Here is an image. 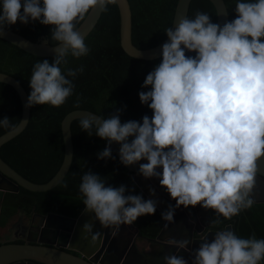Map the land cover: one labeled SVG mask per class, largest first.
<instances>
[{"label":"clouds","instance_id":"clouds-1","mask_svg":"<svg viewBox=\"0 0 264 264\" xmlns=\"http://www.w3.org/2000/svg\"><path fill=\"white\" fill-rule=\"evenodd\" d=\"M116 3L0 0V35L18 21L25 25L38 21L52 26L50 39L59 45L54 47L51 63L45 59L32 65L26 107L58 108L73 95V79L83 73L84 66L62 71L61 65L68 64L69 56L79 59L90 52L77 23L90 10L106 12L108 5ZM234 11L236 18L223 25L213 23L208 13L198 10L193 18L185 15L174 29L164 30L167 42L161 46L160 62L141 85L149 90L138 92L141 105L152 111L151 118L144 115L140 121L121 123V109L107 118H80L82 131L92 136L95 129L94 135L107 142L97 159H115L110 145L116 143L123 166L147 161L139 163L137 174L157 178L175 200V205L161 213L165 227L173 222L180 206L212 210L216 218L211 224L215 227L255 203L253 189L259 162L264 158V0H237ZM73 107H80L79 97ZM0 127H10V120L0 119ZM131 191L123 184L106 186L103 177L85 171L79 184L82 211L94 214L93 222L98 221L101 228L111 229L116 236L121 225H132L138 217L156 212L157 199H144ZM155 195V189L150 188L149 196ZM93 226L85 222L82 231L94 242L101 233L93 234ZM200 241L191 254L192 264L264 261V239L255 233L241 238L234 230L221 228L214 232L211 242L207 235ZM191 242L173 239L169 244L187 249ZM161 259L164 264H187L175 253Z\"/></svg>","mask_w":264,"mask_h":264},{"label":"trees","instance_id":"trees-1","mask_svg":"<svg viewBox=\"0 0 264 264\" xmlns=\"http://www.w3.org/2000/svg\"><path fill=\"white\" fill-rule=\"evenodd\" d=\"M222 1L228 21L235 19L234 8L237 0ZM127 2L131 14L132 45L137 49H148L162 41L166 37L164 30L170 27L176 0ZM198 10L208 13L211 21L215 23V12L210 2L191 0L187 16L193 18ZM51 27L38 21L26 25L18 21L6 30L29 41L37 42L43 39L45 42L49 41L48 45L54 46L57 42L50 39ZM85 43L90 48L87 56L79 59L69 56L68 64L61 65L62 71L84 66L83 73L73 79V95L58 108L50 105H35L29 108L24 129L0 146V159L31 183L47 182L59 168L63 154L60 121L68 112L86 110L107 118L117 109H121V123L129 120L140 121L144 115L149 118L152 116V111L146 105H141L138 92L149 90L142 89L141 85L146 75L160 62V58L152 61L136 60L121 51L118 45V15L115 5H108V10L101 12L96 25L85 38ZM53 58L54 56L42 58L29 55L0 39V72L13 77L24 89L27 97L31 91L29 79L32 65L45 59L51 63ZM78 97L80 107L75 108L73 105ZM5 117L10 120V127H0V135L14 128L20 118L17 94L10 86L0 83V119ZM69 128L72 157L64 178L55 187L44 192H30L18 187L15 193H5L2 200L1 225L14 213L23 216L55 213L75 218L84 207L79 195V184L85 171L103 177L106 186L117 187L123 184L132 189L131 194H142L131 182L130 173L113 153L115 159H97V153L104 149L106 141L94 135L95 129L92 130L93 135L89 136L81 130L80 119L73 120ZM65 183L66 188L63 186ZM142 196L146 199L143 194ZM205 212L211 223V220L216 218L215 213L212 210ZM221 219L223 220L222 217ZM161 221V216L156 210L152 215L138 217L132 225L142 237L152 238L157 234ZM225 226H230L241 238H248L255 233L258 239H264V203H254L250 209L241 211L231 220H223L222 224L215 227L211 224L208 229L218 231ZM261 264H264V261H261Z\"/></svg>","mask_w":264,"mask_h":264},{"label":"water","instance_id":"water-1","mask_svg":"<svg viewBox=\"0 0 264 264\" xmlns=\"http://www.w3.org/2000/svg\"><path fill=\"white\" fill-rule=\"evenodd\" d=\"M190 1L191 0H176L170 27L174 29L179 20L187 15ZM207 1L210 2L214 9L215 23L223 25L228 21V17L225 14L226 8L222 0ZM115 6L118 15V45L121 51L126 56L136 60L152 61L160 58V49L163 43L167 42V37L151 48L137 49L131 43V14L127 0H117ZM100 14L101 11L98 8L90 10L85 16V19L77 26V31L84 39L96 25ZM0 39L29 55L42 58L53 57L55 55L54 47H59V45H48L43 39L37 42L29 41L21 35L6 29L4 30V34L0 35ZM0 83L10 86L15 91L20 104L19 121L14 128L0 135L1 146L24 129L28 121L29 108L26 107L27 95L24 89L13 77L0 72ZM89 115L96 114L86 110H73L65 114L61 119L60 134L63 150L62 161L55 174L43 184H35L25 180L0 159V206L3 200V194L15 193L18 187L30 192H44L55 187L64 178L69 169L72 157L70 123L75 119L84 118ZM110 148L119 161V145L113 143L110 145ZM140 163H147V161L142 160ZM123 167L130 173L129 178L131 182L146 199L158 200L156 210L160 216L169 205H175V200L171 199L165 189L159 185V180L157 178L145 179L137 174L139 163ZM259 169L257 178L264 181V158L259 162ZM157 171H160V169H157ZM150 188L155 189V197L149 196ZM255 203L258 202L255 201ZM259 203H264V200ZM82 210L75 218L65 217L55 213H47L41 217L44 220L43 227H52V233H50V235L55 234L56 230L59 228L63 229V239L59 236L60 240L62 239V243L59 242L58 238H56V242L43 240L41 233L37 239L29 238L31 233H27L26 231L25 243H13V241H16L14 239L6 241L0 240V264H24V262L36 264H129L128 257L131 262L132 256H134L135 261L133 260L131 264L137 261H142V264H164L161 258L173 253L183 256L187 264H192L191 254L198 249L201 243V237L207 235L209 242H211L214 237V232L212 231L202 235V230L198 229L196 226L193 229L181 223L179 219L186 220V213L182 207H179L175 210L173 222L168 224L167 227H165L166 222L163 220L161 221V226L154 238L142 237L132 225H126L133 233L128 240L129 242L126 241L124 243L120 251V256H118L114 262L111 252L114 250L112 242L116 236L111 234V229L101 228L98 221L93 222L92 215L94 214H84ZM85 222L96 223V232L101 233V236L94 242L90 235L85 238V234L82 231V226ZM224 228L230 230V226H225ZM65 232H68V236ZM94 233L95 231L93 230V234ZM185 238L192 241L187 246V249H179L169 244L170 240L174 239L180 241ZM136 240H146L147 243H149L148 254H142V252L137 250ZM62 250L68 252L73 251L76 252L77 255L75 256ZM101 254L105 255L104 257L107 260L104 261L105 263L98 259L99 256L103 258Z\"/></svg>","mask_w":264,"mask_h":264},{"label":"flooded vegetation","instance_id":"flooded-vegetation-1","mask_svg":"<svg viewBox=\"0 0 264 264\" xmlns=\"http://www.w3.org/2000/svg\"><path fill=\"white\" fill-rule=\"evenodd\" d=\"M256 179H257V184L253 189V199L259 203L260 201L264 200V181L258 178ZM2 204H3V201L1 202V206H0V221L2 219V215H1ZM180 207H182V209L185 210V213H186V220L179 219L181 223H184L187 227H190V228L192 227L193 229L196 226L198 229L202 230L201 231L202 235L210 231L215 232L213 230L208 229L211 223H210L209 217L206 214L205 210H204V215H203L202 213H200V210L197 208V206L196 207L189 206L190 209L184 208L183 206H180ZM14 214L11 215L10 218L5 220L3 225H0L2 226L0 227V240L1 241L14 239L16 241H13V243H25L26 236H23V235L25 233V226H26L27 227L26 232L31 233V236L29 238L37 239L39 234L41 233L42 234L41 237L43 240L56 242V238H58L59 242L62 243L63 232H64L63 229L59 228L58 230H56L55 234L50 235V233H52L51 232L52 227L51 226L47 228L45 226L43 227L44 220L41 218L42 215L36 216L34 214H31L30 216H23V215L17 214L16 219L14 220V222H12L11 218H13ZM96 229H97V225L96 223H94L93 230L96 232ZM65 233H67V236H68V232H65ZM132 233L133 231L129 227H127L126 225H121L118 235H116V237L113 239V242H112L114 246V250H112L111 252L113 260L117 259L118 256H120V253H121L120 251L124 243L126 241L129 242L128 240ZM59 236L62 237L61 240ZM139 244H142V247L145 250H141L143 248L140 249ZM149 246L150 245L149 243H147L146 240H136L137 250H139V252H142V254H148L147 249L149 248ZM62 251H65V250H62ZM65 252H68V251H65ZM68 253L75 255V256L77 255V253L73 251H69ZM101 255L103 256V258H100L99 256L98 259H100V261L102 262L107 261L106 258L104 257L105 255L103 254ZM129 259L130 258L128 257L129 264H131V262L134 260V256H132L131 262ZM24 264H36V263L24 262Z\"/></svg>","mask_w":264,"mask_h":264},{"label":"rangeland","instance_id":"rangeland-1","mask_svg":"<svg viewBox=\"0 0 264 264\" xmlns=\"http://www.w3.org/2000/svg\"><path fill=\"white\" fill-rule=\"evenodd\" d=\"M197 208L200 210V213H202V214L204 215V209L201 208L199 205H197ZM16 216H17V214H15V215L13 216V218H11V221H12V222H14V220L16 219ZM141 248H143V247H141ZM141 250H142V249H141Z\"/></svg>","mask_w":264,"mask_h":264},{"label":"crops","instance_id":"crops-1","mask_svg":"<svg viewBox=\"0 0 264 264\" xmlns=\"http://www.w3.org/2000/svg\"><path fill=\"white\" fill-rule=\"evenodd\" d=\"M141 247H142V244H139L140 249H141ZM142 250H145V249L143 248ZM147 252L149 253V248L147 249ZM147 252H145V253H147ZM114 262H115V260H114ZM133 264H142V263L137 261V262H133Z\"/></svg>","mask_w":264,"mask_h":264}]
</instances>
